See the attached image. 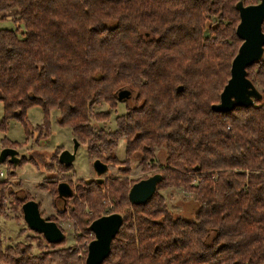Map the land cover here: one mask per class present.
<instances>
[{"label":"trees","instance_id":"trees-1","mask_svg":"<svg viewBox=\"0 0 264 264\" xmlns=\"http://www.w3.org/2000/svg\"><path fill=\"white\" fill-rule=\"evenodd\" d=\"M238 2L0 0V13L17 9L15 29H0V131L17 120L32 135L27 111L38 106L44 133L59 112V124L89 157L114 162L123 140L128 163L141 155L144 171L162 176L143 205L129 201L137 182H80L76 227L86 225L85 204L101 218L108 196L124 218L104 264H264V59L246 70L261 100L229 113L212 109L243 43L235 33ZM124 88L136 94V104L114 129L102 130L99 122L108 121ZM102 105L109 110L96 113ZM160 147L167 154L161 166ZM9 188L0 184V216L10 219L12 212L23 220L22 206L33 198ZM170 189L194 197L190 219L170 209L162 193ZM1 235L0 264H85L64 243L34 239L41 252L35 254L33 242L5 247Z\"/></svg>","mask_w":264,"mask_h":264},{"label":"rangeland","instance_id":"rangeland-1","mask_svg":"<svg viewBox=\"0 0 264 264\" xmlns=\"http://www.w3.org/2000/svg\"><path fill=\"white\" fill-rule=\"evenodd\" d=\"M259 2L260 0H253L250 2L251 4L244 3V6L245 4L252 5L253 3L255 5ZM16 11L17 9L0 13L2 18L0 29L4 27L6 29H15L12 20L17 16ZM211 21L214 22L215 17H213ZM135 100L136 94L133 93L132 100L119 103L115 110L112 109V111L109 112L110 118L107 119L108 121L99 122L100 128L102 130L114 129L116 127V120L127 113L128 108L136 104ZM1 104L2 103H0V120L3 118L4 113ZM108 110L109 108L106 105L95 108L96 113H103ZM43 116L44 113L38 106L33 105V107L28 109L26 118L33 127L32 135L25 134L23 125L17 120L9 122V130L7 132L3 133L0 131V153L3 149H14L19 152L18 158L22 160L21 166L14 167L10 164H0V172L5 174L4 180L0 182V184H6V186L10 187L9 189L11 191H15L14 193L19 197L28 195L30 198H33L34 201H38L41 206L39 210L44 215V218H49L50 216L53 218L55 214L53 207L57 205L55 203H57L56 195L58 194L57 189L59 183L63 181V183L69 184L73 188L74 194L66 205H64V203L59 205V209L62 210V216L61 222L58 221L63 232L65 231L66 240L57 245L64 243L62 248L73 247L77 249L79 257L84 259L85 262L88 256L87 246L95 240V235L92 234L90 225L94 220L99 219L100 215L95 214L94 211L90 209L89 205L85 204V212L83 214L86 225L85 227H78V225L76 227L72 214V207L74 203L73 200L79 199L77 193L80 182H94L98 183L97 185L104 186L106 183L109 184L110 181L128 179L129 181L138 183L140 182L139 180H144L154 176V174H159V170L154 169L148 173L145 172L141 165V155L137 154L132 156L131 164L128 163L126 155L127 142L123 140L118 142V147L112 155L115 156L116 160L109 163L102 161L108 165L109 169L103 176L101 175V177H99L92 168L94 162L98 159L89 157L88 149H86L87 147L80 142L81 147L78 150V154H76L77 158L73 164V168H71L70 171L64 170L63 167L60 166L61 164L59 163L58 156L65 150L72 152L74 148L73 141L77 139V137H75L69 128L61 127V124L58 122L59 112L52 113L50 116L52 129L49 130L50 132L44 133L43 130L39 129L43 127L44 124ZM40 133H42V135ZM165 152V147H160L155 152V160L160 166L165 165L167 156ZM11 170L14 174L11 173ZM49 182L53 184V186L46 185L49 184ZM105 190L108 193L109 188H105ZM162 193L166 195L169 202L168 206L176 216L190 219L194 215L197 207L194 197L191 195L187 196L181 191H174L171 189L170 191L166 190ZM170 194L171 197H169ZM10 197L8 198L9 200ZM109 197L110 196L102 200L101 208L104 209L102 217L112 215L116 212V204L111 202ZM65 213L67 216L63 218ZM0 231L2 233L1 239L5 247H12V245L15 246L18 243L25 244L31 241L35 245V248H33L34 253L40 254L41 252L36 245L37 241L34 239L40 238L46 242L44 237L31 231L24 220L15 217L12 212L10 213V219H5L3 216H0Z\"/></svg>","mask_w":264,"mask_h":264},{"label":"water","instance_id":"water-1","mask_svg":"<svg viewBox=\"0 0 264 264\" xmlns=\"http://www.w3.org/2000/svg\"><path fill=\"white\" fill-rule=\"evenodd\" d=\"M239 12L240 23L237 26L235 33L242 40L239 51L234 57L231 67V78L225 85L221 94L220 103L214 105V112L229 113L230 110H235L237 107H251L255 105V100H261V94L257 85H253L248 79L246 70L252 67L255 63L260 62L264 57V0H260L258 4L244 6V0H239L235 6ZM119 103H125L133 99V92L127 89H120L117 93ZM74 151L65 150L58 156L59 163L70 168L76 160V154L81 147L77 139H74ZM18 151L14 149H5L0 155V164H4L6 157H10V163L19 164V160L15 158ZM93 170L101 177L106 174L109 169L108 165L102 160H96L93 165ZM160 174L140 180L128 192L129 201L132 205H143L153 198L157 191L158 184L162 181ZM59 199L67 200L72 198L74 191L67 183H59L57 189ZM38 201H28L21 209L24 216V222L27 227L44 237L48 244L57 245L66 240L65 232L54 222H47L39 210ZM123 216L120 214H112L103 216L93 221L90 225L92 233L95 235V240L87 247L88 256L85 259V264H104L105 260L111 255V245L117 237L118 232L124 225Z\"/></svg>","mask_w":264,"mask_h":264},{"label":"flooded vegetation","instance_id":"flooded-vegetation-1","mask_svg":"<svg viewBox=\"0 0 264 264\" xmlns=\"http://www.w3.org/2000/svg\"><path fill=\"white\" fill-rule=\"evenodd\" d=\"M4 150V149H3ZM2 150V151H3ZM1 151V152H2ZM73 151H74V148H73ZM72 151V152H73ZM0 155H1V153H0ZM19 157V152H18V155L17 156H15V158L17 159V160H19V164H13V163H10V157H6L4 160H6L5 161V163L4 164H10L11 166H21V161L22 160H20V158H18ZM11 173H13V171L11 170ZM14 174V173H13ZM73 189V188H72ZM16 195V194H15ZM58 195V194H57ZM57 195H56V199H57V203H55V204H57L56 205V207H53V209H54V211H55V214L53 215V218L50 216L49 218H45V220L47 221V222H54V223H56V224H58L59 225V227L61 228V226H60V224L58 223V221H60L61 220V216H62V210H60L59 209V205H62L63 203H64V205H66L67 203H68V200L70 199V198H68L67 200H64V199H59L58 197H57ZM31 201V200H30ZM59 202V203H58ZM27 203V202H26ZM40 205V204H39ZM23 207V206H22ZM41 207V206H40ZM65 207V206H64ZM64 207H63V210H64ZM66 211V210H65ZM22 212V211H21ZM23 213V212H22ZM41 214H42V212H41ZM42 216L44 217V215L42 214ZM23 220H24V216H23ZM61 222V221H60ZM41 236V235H40Z\"/></svg>","mask_w":264,"mask_h":264},{"label":"built area","instance_id":"built-area-1","mask_svg":"<svg viewBox=\"0 0 264 264\" xmlns=\"http://www.w3.org/2000/svg\"><path fill=\"white\" fill-rule=\"evenodd\" d=\"M5 174L3 172H0V182H2L4 179ZM93 234V233H92ZM94 235V234H93ZM88 247V246H87ZM88 251V249H87Z\"/></svg>","mask_w":264,"mask_h":264}]
</instances>
